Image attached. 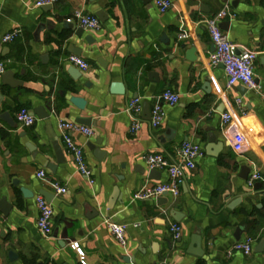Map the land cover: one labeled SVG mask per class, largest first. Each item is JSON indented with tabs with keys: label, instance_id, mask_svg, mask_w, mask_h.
<instances>
[{
	"label": "crops",
	"instance_id": "1",
	"mask_svg": "<svg viewBox=\"0 0 264 264\" xmlns=\"http://www.w3.org/2000/svg\"><path fill=\"white\" fill-rule=\"evenodd\" d=\"M38 1L0 0V62L20 84L3 86L0 76V264H82L73 243L84 264H264V249L255 252L264 241V183L247 185L252 174L264 176L263 0H167L171 7L165 13L158 11L156 0H56L41 7ZM222 11L229 15L219 27L237 54H258L257 88L246 94L241 85L227 88L222 66L209 65L214 46L205 20ZM76 12L98 20L102 12L105 19L99 20L98 31L83 30L78 38L67 24ZM12 33L15 39L4 43ZM75 49L89 65L80 72L87 87L68 74L75 68L68 62ZM115 83L123 85L124 94L112 92ZM165 90L178 94L179 101L163 105V124L151 129L142 111L139 131L130 134L128 103L139 99L142 109L145 103L151 108ZM70 93L86 101L83 111L65 100ZM22 108L36 118L30 128L16 122ZM39 108L48 119L34 114ZM3 114L11 117L12 126L1 119ZM224 115L231 117L225 126ZM78 117L90 118L88 128L95 136L84 138L104 153L98 161L83 145L89 179L78 173L58 130L59 121L75 123ZM210 134L216 155L205 152ZM82 138L74 136L79 144ZM56 142L64 158L60 164L52 150ZM184 143L199 145L203 157L185 174L179 196H167L164 206L158 198L135 200L142 189L168 181L165 171L149 178L144 156H173ZM26 144L55 172L44 168ZM40 171L45 179L37 177ZM51 183L67 192L56 195ZM42 192L53 195L49 237L37 228L35 198ZM2 201L10 207L7 214ZM171 211L183 218L176 222ZM110 223L126 226L124 245L113 237ZM172 224L181 227L177 241ZM239 227L245 232L236 241ZM196 236L201 256L189 253ZM246 239L254 241L248 256L234 249Z\"/></svg>",
	"mask_w": 264,
	"mask_h": 264
},
{
	"label": "built area",
	"instance_id": "2",
	"mask_svg": "<svg viewBox=\"0 0 264 264\" xmlns=\"http://www.w3.org/2000/svg\"><path fill=\"white\" fill-rule=\"evenodd\" d=\"M55 1L56 0H39L36 6L53 5ZM155 6L160 13H165L171 7V3L167 0H156ZM228 15V12L222 11L214 18L205 20L206 28L214 46V52L209 57V65L211 67L222 66L227 78V88L241 85L248 91L256 90L257 85L253 70L258 54L256 52L237 54L234 44L230 42L226 34L219 27V22L227 18ZM67 23H74L81 29L89 31H98L101 27L96 17L84 15L82 12H76L71 19L67 20ZM16 35V33L6 35L3 38V42L8 43L13 41ZM68 62L80 72L89 70L87 62L78 57L70 56ZM5 70L6 67L4 63L0 62V76L5 73ZM178 101L179 95L171 90H165L159 94L150 108V128L156 130L163 124L165 120L163 105L173 107ZM236 105L241 110L242 114H244L241 108V99L236 100ZM142 111V104L139 99H133L128 103L126 113L131 120V127L129 129L130 134H135L139 131L143 121ZM15 119L23 128L32 127L36 121V118L24 108L17 112ZM230 120L231 117L229 115H224L222 118L223 125H227ZM58 130L62 145L65 151L72 157L78 173L89 179L92 172L86 163L84 146L79 144L74 139V136L80 135L91 138L95 136L94 131L91 128L66 121L58 122ZM202 157V148L193 143L182 144L175 151L173 156H164L161 154H148L144 156L143 160L148 170L165 171L168 176V181L163 184H155L142 189L134 196V199L145 201L161 198L164 195L177 198L181 192L185 174L193 171L196 167L197 160ZM37 177L39 179H45V172L40 171ZM257 182L264 183V176L259 173H254L247 181V185L249 188H252ZM51 188L56 195H63L67 192L66 188L60 186L58 183H51ZM35 204L38 211L37 228L43 236L49 237L53 232L52 219L54 212L52 205L48 203L43 196H37L35 198ZM109 229L117 242L124 245L126 226L110 223ZM170 231L173 240L177 241L181 236V227L178 224H172ZM253 243L254 241L252 239H246L244 242L238 243L234 249L248 256L252 253ZM70 247L79 254L81 263L84 264L82 251L78 244L73 243Z\"/></svg>",
	"mask_w": 264,
	"mask_h": 264
},
{
	"label": "water",
	"instance_id": "3",
	"mask_svg": "<svg viewBox=\"0 0 264 264\" xmlns=\"http://www.w3.org/2000/svg\"><path fill=\"white\" fill-rule=\"evenodd\" d=\"M97 17L99 18V20L101 22L104 21L105 19V16L102 12H99L97 13ZM68 24V28L74 30L75 32V35L80 38L83 34V29H77L73 26V24L71 23H67ZM86 42L88 44H91V39L89 37H87L86 39ZM71 54L75 57H79L81 55V52L80 50H73L71 51ZM100 64L101 62L98 61ZM68 74L69 76L71 77V79L74 81V82H77L85 87H87V83H84L83 82V76L82 74L80 73V71L76 68H71L69 71H68ZM154 78H156V75L153 74L152 75ZM2 85L3 86H8L9 88L11 89H15L17 88L18 86H20V84H18V82L14 81L13 78H12V73L11 72H6L5 74H3L2 76ZM112 92L114 94H119V95H122L124 94V87L122 84L120 83H115L112 85ZM72 91L74 93L75 91V87L72 88ZM242 94H246L247 93V89L243 88L241 91H240ZM73 93H70L68 95L65 96V100L71 105L73 106L75 109L79 110V111H83L85 108H86V101L78 96H74ZM34 114L41 120L43 119H48L49 116L48 114L43 111L42 108H39V109H36ZM143 118L145 120H150V108H149V104L148 103H145L143 105ZM1 119H3L6 123L10 124V126H12L13 124V121L11 119V117L8 115V114H3L1 116ZM74 122L78 125H81V126H85V127H90L91 126V120L90 118H84V117H78L74 120ZM100 142H97V144H99ZM208 145L205 147V152L207 155H216L215 153L212 154L211 153V150H215V148L213 147V144L215 143V136H213L212 134H210L208 136ZM81 144L82 145H85L88 150H90L91 152H93V155L94 157L96 158V160L98 161H102L103 157H104V153L101 152L100 150H98L96 148V146L92 143H89L87 141L86 138H82L81 140ZM26 148L29 150V152H31L32 154H35V159H37V161L40 162V164L44 167V168H47L48 170H50L52 173L55 172V166L52 165L48 160H46L42 155L38 154L36 152V148L34 146H31L29 144H26L25 145ZM217 148H221L220 144L218 145ZM52 150H53V153L56 157V160H57V164H60V163H63L64 162V158H63V153H62V149H61V146L56 142V143H53L52 144ZM158 175V171L156 170H152L149 172V178L151 179H155L156 176ZM24 195H28V193L24 192ZM41 196H43L45 198V200L48 202V203H51L52 199H53V195L52 194H49L48 192H42L41 193ZM157 204L159 206H164L167 204L168 200H167V196L164 195L163 197L161 198H158L156 200ZM2 205L5 207L3 210L5 214H7V212L10 210V207H7L5 206V203L4 201H2ZM171 217L173 218V220H175L176 222L180 221L183 216L182 214L176 212V211H171L170 213ZM245 232V227H239L237 228L235 234H234V238L236 241H239L240 240V237L241 235ZM192 244L194 245L193 249H190L189 250V253H192L194 255H197V256H201V251H200V244H201V238L200 236H196L192 239ZM60 245L62 247L65 246V244L62 242L60 243ZM263 249H264V241H262L259 246L255 249V252L256 253H261L263 252ZM10 258H13V255L10 254L9 255Z\"/></svg>",
	"mask_w": 264,
	"mask_h": 264
}]
</instances>
